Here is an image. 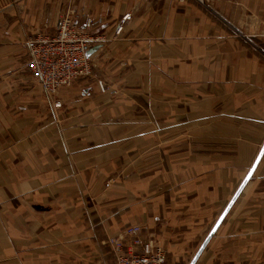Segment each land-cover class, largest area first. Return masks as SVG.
Listing matches in <instances>:
<instances>
[{
    "label": "crops",
    "instance_id": "obj_1",
    "mask_svg": "<svg viewBox=\"0 0 264 264\" xmlns=\"http://www.w3.org/2000/svg\"><path fill=\"white\" fill-rule=\"evenodd\" d=\"M68 10L93 21L91 59L112 58L118 73L126 62L129 88L149 104L154 93L158 116L85 81L41 91L25 41L54 34ZM156 136L174 137L158 176L107 180L121 137L136 152ZM263 144L264 0H0V264H114L108 239L129 224L168 264H188ZM233 230L239 263L264 264V151L195 264H213Z\"/></svg>",
    "mask_w": 264,
    "mask_h": 264
},
{
    "label": "built area",
    "instance_id": "obj_2",
    "mask_svg": "<svg viewBox=\"0 0 264 264\" xmlns=\"http://www.w3.org/2000/svg\"><path fill=\"white\" fill-rule=\"evenodd\" d=\"M128 16V13L124 14L122 20ZM92 22L87 17L83 26H79L68 10L59 16L54 34L38 32L25 41V67L47 96L54 97L61 87L70 86L90 74L92 59L87 56V51L93 42L88 33ZM121 30L119 24L115 34ZM53 106L60 107L61 103L57 100ZM109 241L115 252L114 264H168L165 248L157 239L144 233L140 224H129L122 236Z\"/></svg>",
    "mask_w": 264,
    "mask_h": 264
},
{
    "label": "rangeland",
    "instance_id": "obj_3",
    "mask_svg": "<svg viewBox=\"0 0 264 264\" xmlns=\"http://www.w3.org/2000/svg\"><path fill=\"white\" fill-rule=\"evenodd\" d=\"M102 61H104V63ZM114 63L112 58L107 57L102 60V58L94 57L92 59L90 74L85 77H80L75 82L85 81V85H94L101 93L109 94L110 97H119L121 101H125L129 106H131L132 114H134L136 117L142 114L145 106L149 108L150 105H152V109L154 107L157 108L156 115L158 116V101L156 100L157 98H155L157 96H155L153 93L151 96V103H146L145 97L140 94V91L138 89L129 88L128 86V84H132L135 82L130 81L132 80L130 77H125L127 75L126 71L128 69V67H126L127 63L125 62L124 64H122L121 68L124 69V71L120 73H118L119 68H116L118 64ZM75 82H73L72 84H74ZM101 85L103 86V88H101ZM120 123V128L126 129L127 126L131 125L133 122L129 120H121ZM172 138L174 137H152L148 142V146L146 147H144L143 141L137 142L136 144L137 146H139V150H136V152H131L128 149V146H130L132 143L131 139H122L121 137L119 160L117 162H115L114 160L111 167V173L109 171V173H107L105 177H107V180H112L114 182L119 180L122 185H128L129 180H138L136 181L137 183L139 182V180H143L145 174L149 176V174L152 173V176H158L160 171V160L164 159L166 154L165 148V151H163V148L160 149V145L165 144L164 140H171ZM150 163L152 165H150ZM133 187L134 185L132 186V188ZM136 192V198L143 197L144 193L143 187L141 185H136ZM205 232L206 231H204V233ZM232 233L233 236L231 237H227L223 240L221 239V241L219 239V243L213 252V259L211 260L213 264H240L239 258L241 257L242 252L240 248L241 244L239 241L240 233L235 232L234 230ZM111 238L116 237H110L108 239L109 244V240ZM252 251L256 252L255 249H252ZM181 262H172V264H181Z\"/></svg>",
    "mask_w": 264,
    "mask_h": 264
},
{
    "label": "water",
    "instance_id": "obj_4",
    "mask_svg": "<svg viewBox=\"0 0 264 264\" xmlns=\"http://www.w3.org/2000/svg\"><path fill=\"white\" fill-rule=\"evenodd\" d=\"M97 48H98L97 45L92 47V48H89L88 51H87V56H90ZM263 151H264V144H263L258 156L256 157L254 163L252 164L251 168L248 170L246 176L243 178V180L239 184L238 188L236 189V191L234 192V194L232 195V197L230 198V200L226 204L225 208L222 210V212L220 213V215L216 219L215 223L213 224V226L211 227V229L207 233L206 237L204 238V240L202 241V243L200 244L199 248L197 249V251L195 252V254L193 255V257L191 258V260H190V262L188 264H195V262L197 261L198 257L200 256V254L202 253L203 249L205 248L206 244L211 239V237L214 235V233L218 229L219 225L222 223L223 219L225 218L226 214L228 213L229 209L233 205L234 201L236 200V198L240 194L241 190L243 189V187L245 186L247 181L252 176V174H253L256 166H257V163L259 162V159H260Z\"/></svg>",
    "mask_w": 264,
    "mask_h": 264
}]
</instances>
